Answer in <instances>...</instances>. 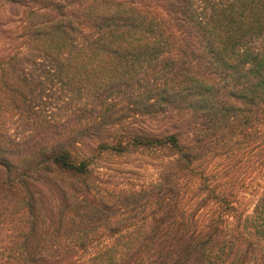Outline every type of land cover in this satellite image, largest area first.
Wrapping results in <instances>:
<instances>
[{"label": "trees", "instance_id": "16d2710c", "mask_svg": "<svg viewBox=\"0 0 264 264\" xmlns=\"http://www.w3.org/2000/svg\"><path fill=\"white\" fill-rule=\"evenodd\" d=\"M0 264H264V0H0Z\"/></svg>", "mask_w": 264, "mask_h": 264}, {"label": "rangeland", "instance_id": "374dc122", "mask_svg": "<svg viewBox=\"0 0 264 264\" xmlns=\"http://www.w3.org/2000/svg\"><path fill=\"white\" fill-rule=\"evenodd\" d=\"M153 122L152 126L160 124L158 120H154ZM149 162L153 161L148 155L133 153L123 157L107 156L102 164L108 168H117V170H121L120 176L123 177V179L126 180L128 178L131 182H138L139 180L141 181L155 176V171ZM139 164H142V169L141 167H137ZM104 170L108 173L111 172L109 169ZM112 174L115 175L114 173Z\"/></svg>", "mask_w": 264, "mask_h": 264}]
</instances>
